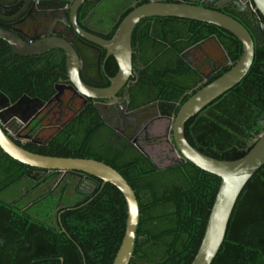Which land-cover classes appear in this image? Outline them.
<instances>
[{"label":"trees","instance_id":"trees-1","mask_svg":"<svg viewBox=\"0 0 264 264\" xmlns=\"http://www.w3.org/2000/svg\"><path fill=\"white\" fill-rule=\"evenodd\" d=\"M244 25L255 42L248 72L234 87L212 101L205 113L189 119L184 128L189 144L217 160L242 157L245 148L264 131V41L256 22ZM210 35L214 39L203 45L210 65L224 63L225 57L231 65L235 64L242 47L232 34L214 25L177 18V37L186 38L177 45V52ZM140 47L142 61L154 59V67L156 53L144 52L146 45ZM180 64L177 66L179 94L194 87L213 69ZM108 65L114 73L116 66ZM230 66L210 76L208 82L228 71ZM13 71L0 78V90L6 93L17 82ZM145 82L141 79L136 85L141 88ZM139 92L128 105L133 111L125 116L128 122L124 131L128 134L148 116L139 108L146 105V99ZM105 109L71 87L64 101L52 112L51 129L20 140L14 136L9 138L36 154L102 162L125 179L139 209L129 264H191L219 178L187 161L158 169L128 141L115 136L107 124L113 122L115 115L109 120ZM132 121L133 125L129 123ZM56 122L59 128L55 127ZM31 169L0 151V264H112L126 222V204L121 193L113 185L102 184L90 176L97 181L95 190L58 219L56 214L53 217L56 191H48L55 174L37 175L30 173ZM45 189H48L47 199L38 200ZM21 193L24 200H19ZM32 199L35 203L31 210L36 208L38 214L22 209ZM211 264H264V165L241 190Z\"/></svg>","mask_w":264,"mask_h":264},{"label":"flooded vegetation","instance_id":"flooded-vegetation-1","mask_svg":"<svg viewBox=\"0 0 264 264\" xmlns=\"http://www.w3.org/2000/svg\"><path fill=\"white\" fill-rule=\"evenodd\" d=\"M180 2L223 12L244 24L256 22L255 15L250 11L254 9L251 0H0V30L16 35L30 45L51 39L64 41L75 50L79 58V78L88 86L106 88L117 72L114 57L107 56L105 49L85 40L75 27L104 40H110L118 24L134 8L149 3ZM104 13H107L106 17ZM258 17L260 18L259 15ZM142 38L145 40L144 43L141 42ZM211 39H214L212 35L177 52L178 46L186 41L184 37H177V18L141 19L131 34L132 67L128 80L115 94V100L90 99L93 104L106 108L109 120H112V114L115 115L112 123L107 122L113 128L115 136L128 141L137 151L139 148L143 149L145 153L139 152L150 159L157 168L150 152L161 143L168 147L166 155L161 159L172 161L170 165L180 162V155L172 146V141H169L173 117L180 106L196 91L207 85L210 76L231 65L225 53L224 63L216 67L210 65L203 45L208 44ZM143 44L147 47L144 52L151 50L156 53L157 62L154 67H152L154 59L146 63L141 59L140 45L144 46ZM218 46L222 50L220 44ZM181 62L193 68L200 66L201 69L205 67L208 69L212 66L213 69L209 74L203 75L194 87L179 94L177 66L181 65ZM108 63L116 66L114 73L111 72L110 65L107 66ZM11 68L14 71L9 70ZM9 71L14 72L17 82L8 93L0 90V119L3 121L0 127L3 132L8 137L14 136L20 140L22 137L51 129L54 125L51 120L52 112L61 101H64V95L73 87L68 78L65 52L54 48L36 55H18L14 54L7 43L0 40V78L10 74ZM141 79L146 82L141 88L139 86V89L136 84ZM139 91L146 99V105L139 108L144 109L148 116L143 122L136 123L128 134L124 131L128 122L125 116L133 111L128 109V105L132 96ZM122 103L125 104L124 108L119 107ZM206 107L195 115L201 116L206 112ZM50 114L51 116L47 117ZM55 127L59 128V122H56ZM115 128L122 132L115 131ZM30 173L45 176L50 172L32 168ZM96 182L86 176L55 174L49 190L45 189L46 192L41 193L38 200L47 199V190L52 193L56 191L53 194L56 198L53 217L56 214L59 219L64 211L92 194L97 186ZM19 200H24L22 193L19 194ZM34 203L32 199L24 203L22 209L32 212Z\"/></svg>","mask_w":264,"mask_h":264},{"label":"water","instance_id":"water-1","mask_svg":"<svg viewBox=\"0 0 264 264\" xmlns=\"http://www.w3.org/2000/svg\"><path fill=\"white\" fill-rule=\"evenodd\" d=\"M251 2L254 9L250 11L255 15L260 36L264 41L262 22V20L264 21V0H251ZM147 17H174L214 25L232 34L242 47L239 59L230 66L228 71L196 91L180 106L173 117L170 128L169 141H172V146L181 157L178 163L187 161L200 170L219 178L217 192L209 211L203 236L191 262V264H211L222 244L228 220L241 190L255 172L264 165V131L255 137L252 145L245 148V154L242 157L226 161L209 157L189 144L184 136V125L189 118L234 87L248 72L254 58L255 42L245 25L223 12L180 2L177 4L149 3L134 8L121 20L110 40H104L75 27L85 40L105 49L107 56L114 57L117 72L110 79V84L106 88L88 86L79 78V58L75 50L64 41L51 39L30 45L16 35L3 30H0V40L7 43L14 54L18 55H36L54 48L62 49L66 56L69 82L79 94L93 100H115V94L131 74L130 40L132 31L141 19ZM124 105V103L119 104V107L124 108ZM2 124L3 121L0 119V125ZM117 130L119 129L115 128V131ZM0 150L13 160L36 170L52 172L57 175L91 176L99 179L102 184L113 185L124 198L126 222L124 234L112 264H129L132 258L139 209L132 188L116 170L92 159L52 157L29 152L16 145L1 127ZM138 150L145 153L141 148Z\"/></svg>","mask_w":264,"mask_h":264},{"label":"rangeland","instance_id":"rangeland-1","mask_svg":"<svg viewBox=\"0 0 264 264\" xmlns=\"http://www.w3.org/2000/svg\"><path fill=\"white\" fill-rule=\"evenodd\" d=\"M104 16L106 17L107 13H104ZM167 151H168V147L161 143L155 148V150L153 152H150V156H151L152 160L154 161V163L158 166V168L165 167L167 165L172 164V161L161 159L163 156L166 155ZM32 213L38 214L37 209L36 208H35V210L32 209Z\"/></svg>","mask_w":264,"mask_h":264}]
</instances>
